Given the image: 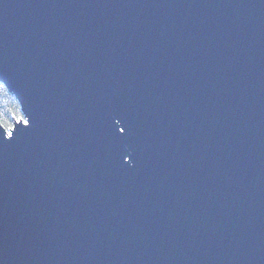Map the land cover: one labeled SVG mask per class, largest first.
<instances>
[{"label": "water", "instance_id": "obj_1", "mask_svg": "<svg viewBox=\"0 0 264 264\" xmlns=\"http://www.w3.org/2000/svg\"><path fill=\"white\" fill-rule=\"evenodd\" d=\"M0 83V264H264V0H0Z\"/></svg>", "mask_w": 264, "mask_h": 264}, {"label": "trees", "instance_id": "obj_2", "mask_svg": "<svg viewBox=\"0 0 264 264\" xmlns=\"http://www.w3.org/2000/svg\"><path fill=\"white\" fill-rule=\"evenodd\" d=\"M20 117H23V114L19 101L0 83V123L9 131Z\"/></svg>", "mask_w": 264, "mask_h": 264}, {"label": "snow or ice", "instance_id": "obj_3", "mask_svg": "<svg viewBox=\"0 0 264 264\" xmlns=\"http://www.w3.org/2000/svg\"><path fill=\"white\" fill-rule=\"evenodd\" d=\"M17 122H18V123H23V124H25V125H27V124L29 123V121H28V120H25L23 117H20V118L18 119ZM120 131L123 132L124 129L121 128ZM9 135H11V133H9Z\"/></svg>", "mask_w": 264, "mask_h": 264}]
</instances>
